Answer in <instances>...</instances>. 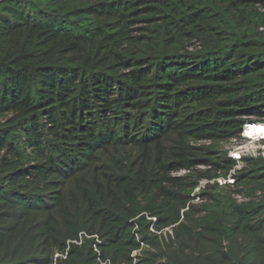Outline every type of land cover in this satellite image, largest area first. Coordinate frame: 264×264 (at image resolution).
<instances>
[{"label": "trees", "instance_id": "obj_1", "mask_svg": "<svg viewBox=\"0 0 264 264\" xmlns=\"http://www.w3.org/2000/svg\"><path fill=\"white\" fill-rule=\"evenodd\" d=\"M246 122L264 0H0V264H264Z\"/></svg>", "mask_w": 264, "mask_h": 264}, {"label": "rangeland", "instance_id": "obj_2", "mask_svg": "<svg viewBox=\"0 0 264 264\" xmlns=\"http://www.w3.org/2000/svg\"><path fill=\"white\" fill-rule=\"evenodd\" d=\"M252 120H254V118H251ZM243 133V132H242ZM222 149H225L229 152H237V154H240V156H246V155H252V156H262V153L264 154V139H259V135L253 134L251 136L248 135V133H243V136L241 134V138L240 139H236V140H230L228 142H224L221 143ZM230 154V153H229ZM237 154H235V156H238ZM232 174V172H231ZM229 182V181H228ZM205 181L201 182L200 187L204 186ZM199 188L195 189L193 191V194H195L196 199L194 201V203L199 202ZM244 195V194H242ZM245 196V195H244ZM171 233L170 229H166L164 230L161 235L166 237V233ZM140 255V252H133L132 255L136 256V255Z\"/></svg>", "mask_w": 264, "mask_h": 264}, {"label": "clouds", "instance_id": "obj_3", "mask_svg": "<svg viewBox=\"0 0 264 264\" xmlns=\"http://www.w3.org/2000/svg\"><path fill=\"white\" fill-rule=\"evenodd\" d=\"M245 124H253L254 126L261 127L260 133H257L258 135L261 134L262 130L264 129V124H262V123L246 122ZM245 124H244V125H245ZM244 125L242 126V130H241V133H240V137H241V134H242V136H243V133H246V134H247V131L243 132ZM242 132H243V133H242ZM259 139H262V140H263L264 138L259 137ZM232 140H236V139H232ZM233 152H235V151H233ZM235 153H236V152H235ZM228 155H229V157H231V158L237 160V162H238L237 165H240V167H241V157H242V156H239L238 158H235V157H233V156H230L229 153H228ZM251 156H252V155H251ZM261 157H262V156H261ZM237 165L235 166V168H237ZM240 167H239V168H240ZM183 172H184V171H181V173H183ZM231 172L233 173V172H234V169L231 170ZM229 176L231 177V174H229ZM229 176H228V177H229ZM228 177H227V178H228ZM227 178H225L224 180H226ZM217 179H219V178H217ZM217 179H216V180H217ZM221 179H223V178H221ZM231 179H232V178H231ZM202 181H205V180H202ZM202 181H200V185H201V182H202ZM205 182H206V181H205ZM217 182H218V180H217ZM218 183H219V182H218ZM225 183H230V182H225ZM222 184H223V183H222ZM200 185H199V187H200ZM199 187H197V188H199ZM197 188H195V189H197ZM195 189H194V190H195ZM193 195H194V194H193ZM238 197L241 198V196H240V195H236L237 200H238V201H241L242 199L239 200ZM142 246H143V244H142ZM143 247H144V246H143ZM143 247H142V248H143ZM136 251H137V250H136ZM133 252H134V251H133ZM138 252H140V251L138 250ZM55 254H56V253H55ZM55 254H54V255H55ZM131 256H132V255H131ZM136 256H138V255H136ZM136 256H132V257H135V258H136ZM59 257H60V256H59Z\"/></svg>", "mask_w": 264, "mask_h": 264}, {"label": "built area", "instance_id": "obj_4", "mask_svg": "<svg viewBox=\"0 0 264 264\" xmlns=\"http://www.w3.org/2000/svg\"><path fill=\"white\" fill-rule=\"evenodd\" d=\"M253 126H254L253 124H245L244 125V128H243V132H245L248 128L253 127ZM259 137L264 138V129L262 130L261 134H259ZM229 153H230V156H233L235 158H238L240 156V154H237V152L236 153L235 152H232V153L229 152ZM235 154H237L238 156H235ZM262 157L264 158V154L263 153H262ZM239 167H240V165H237V168H239ZM217 180H218L219 184H222V183H225V182H228V181L229 182H232V179H231L230 176L226 180L221 179V178H219ZM238 198H239V200L242 199L240 197H238ZM134 252L136 253V252H138V250L137 251H134ZM54 256L57 257V256H60V255L58 253H56ZM132 256H134V255H132Z\"/></svg>", "mask_w": 264, "mask_h": 264}, {"label": "bare ground", "instance_id": "obj_5", "mask_svg": "<svg viewBox=\"0 0 264 264\" xmlns=\"http://www.w3.org/2000/svg\"><path fill=\"white\" fill-rule=\"evenodd\" d=\"M253 127H254V126H253ZM255 127H257V126H255ZM257 128L261 130V127H257ZM249 136H251V135H249Z\"/></svg>", "mask_w": 264, "mask_h": 264}]
</instances>
